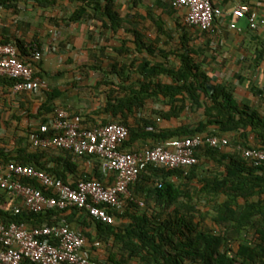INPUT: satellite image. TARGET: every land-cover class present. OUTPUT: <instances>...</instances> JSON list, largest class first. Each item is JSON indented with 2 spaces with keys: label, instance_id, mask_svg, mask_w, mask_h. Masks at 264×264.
<instances>
[{
  "label": "trees",
  "instance_id": "1",
  "mask_svg": "<svg viewBox=\"0 0 264 264\" xmlns=\"http://www.w3.org/2000/svg\"><path fill=\"white\" fill-rule=\"evenodd\" d=\"M24 1L27 0H0V7L17 13L19 3ZM44 3L47 6L51 2L45 0ZM82 13L75 12L71 20H77ZM113 24L110 30L115 33L118 26ZM156 26L160 32L161 27ZM135 34L134 51L158 54L163 63H140L136 66L139 79L134 82L125 75V69H135L136 62L128 67L113 64L112 72L119 81L115 83L104 75V81L96 84L108 90L103 93V105L91 115L82 117L79 112L55 107L54 101L59 94L47 89L39 90L43 95L30 94L37 96L35 103L25 99L14 102V113L8 117L3 115L11 110L7 106V110L0 112V163L31 166L64 183L101 180L96 157H76L60 150L69 165L88 161L95 172L94 176L85 175L67 182V170L48 167L45 160L48 151L32 148L27 139L36 129L32 123H47L56 109L66 110L70 119L87 129L111 123L126 126L128 137L118 148L124 153H138L168 141L201 134L232 135L227 147L264 150V120L255 111L235 102L231 84L213 82V77L202 69L203 63L197 58L199 54L188 48L186 39L181 40L183 52H179L174 48L161 49L157 42L147 43L141 34ZM2 43L15 44L20 59L34 67V79H42L41 61L36 64L30 59L32 53L39 51L36 45L17 38ZM126 44L122 40L116 52L121 55L130 52ZM260 53L263 55L264 51ZM172 55L176 65L168 60ZM164 78H169L170 83H164ZM16 83V80L1 78L0 93L9 94ZM148 101L165 103L169 110L151 109ZM184 111L202 114L203 120L194 125L160 127L162 120L178 119ZM210 127H215L216 131H211ZM250 135L256 139L257 146L247 144ZM196 158L197 164L191 168L150 167L141 172L129 190L132 198L141 201L143 207L130 199L125 200L121 214L100 206L115 218L124 219L122 227L96 222L86 211L78 209H72L68 216H62L64 212L58 210L33 213L21 209L15 214L14 207L19 206V201L1 190L0 225L16 223L28 228L45 227L59 223L62 218L69 225L73 219L82 226L93 222L97 232L95 240L104 246L105 256L99 258L88 251L91 264H264V169L209 147L200 148ZM21 182L44 195H51L35 180ZM86 237L91 240L90 235Z\"/></svg>",
  "mask_w": 264,
  "mask_h": 264
},
{
  "label": "crops",
  "instance_id": "2",
  "mask_svg": "<svg viewBox=\"0 0 264 264\" xmlns=\"http://www.w3.org/2000/svg\"><path fill=\"white\" fill-rule=\"evenodd\" d=\"M44 1L20 2L17 13L0 7V43L17 38L37 46L42 53L40 82L46 87L45 90L59 94L54 101L55 107L79 112L82 117L91 115L103 105V93L108 90L106 86L97 87L96 84L104 79V75L115 83L119 81L112 72L113 64L128 67L131 62H136L135 69H125V75H129L134 82L139 79L136 66L140 63H163L158 54L154 56L145 50L141 53L134 51L135 33H139L147 43L157 42L161 49L174 48L179 52H183L181 40L186 39L188 48L199 54L198 61L203 63L202 69L213 77V82L231 84L235 102L240 107L246 106L255 111L264 120V53H260L264 51V0H210L224 12H230L240 5L246 6L248 14L254 15L257 28L251 29L246 18L228 16L215 21L206 32L186 25V11L173 10L168 0H49L51 3L47 6ZM107 9L110 13H107ZM78 11L83 13L77 20H71ZM112 22L115 27L118 26L115 33L110 30ZM230 22L234 23L236 29L228 27ZM156 24L161 27L160 32ZM122 40L127 42L126 47L130 52L121 55L116 50L121 47ZM168 60L171 64H177L173 55ZM163 82L169 84L170 79L164 78ZM39 94L43 95L40 91ZM35 97L30 94L0 93V112L2 114L9 106L10 112L3 113L8 117L14 113V102L25 99L35 103ZM76 100L81 106H77ZM148 106L151 109L169 110V106L161 102L148 101ZM202 117V114L184 111L178 119L162 120L160 127L194 125L202 121ZM32 125L36 127L38 122ZM210 130L214 132L216 128L210 127ZM197 136L211 137L207 134ZM231 136L215 137L226 139L230 144ZM247 144L257 146L256 139L248 136ZM237 148L229 145L220 150L224 154L240 157ZM46 155L48 167L67 170V182L85 175H95L88 161L69 165L67 158L59 151H48ZM99 181L111 184L113 178L101 175ZM123 220L116 217L113 226L122 227L125 223ZM70 226L81 231L85 237L91 236V240L86 238L88 251H92V255L99 258L105 256L104 246L95 240L97 232L93 222L82 226L73 219ZM95 242L99 243L98 248L93 247Z\"/></svg>",
  "mask_w": 264,
  "mask_h": 264
},
{
  "label": "built area",
  "instance_id": "3",
  "mask_svg": "<svg viewBox=\"0 0 264 264\" xmlns=\"http://www.w3.org/2000/svg\"><path fill=\"white\" fill-rule=\"evenodd\" d=\"M173 10H185V23L201 32L210 30L217 20L232 16L246 18L251 29H256L254 15L240 5L230 12L215 7L210 0H168ZM228 27L236 29L230 22ZM264 48V42H263ZM32 63L42 60V53L30 55ZM35 69L20 59L15 44L0 43V79L16 80L11 95L32 94L44 89L34 79ZM126 126L111 123L92 128H83L69 118L66 110L56 109L47 123L36 125L27 135L32 148L44 151H68L76 157H96L99 171L105 178H113L111 184L98 180L64 183L31 166L16 163H0V190L19 201L14 213L21 209L33 213L48 210L64 212L72 209L84 210L96 222L114 225L115 217L100 206H107L115 213L124 211L125 200L130 199L139 207L130 193V186L147 168L187 169L197 164L196 153L200 148L223 149L228 140L215 136H195L183 140H172L138 153H124L119 146L128 137ZM240 157L255 168L264 169L263 149L237 148ZM35 180L51 195H44L21 181ZM94 248L99 243L93 244ZM88 240L81 231L73 229L64 218L59 223L45 227L28 228L25 224L0 225V264H91L88 260Z\"/></svg>",
  "mask_w": 264,
  "mask_h": 264
},
{
  "label": "rangeland",
  "instance_id": "4",
  "mask_svg": "<svg viewBox=\"0 0 264 264\" xmlns=\"http://www.w3.org/2000/svg\"><path fill=\"white\" fill-rule=\"evenodd\" d=\"M76 102H77V106L80 105V102H79V101L76 100ZM72 105H74V104H72ZM83 105H84V104H83ZM80 106H81V105H80ZM78 107H79V106H78ZM63 110H64V109H63Z\"/></svg>",
  "mask_w": 264,
  "mask_h": 264
}]
</instances>
